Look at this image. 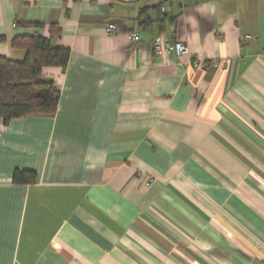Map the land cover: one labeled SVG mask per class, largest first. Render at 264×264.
Returning <instances> with one entry per match:
<instances>
[{
	"label": "crops",
	"instance_id": "0c3cea01",
	"mask_svg": "<svg viewBox=\"0 0 264 264\" xmlns=\"http://www.w3.org/2000/svg\"><path fill=\"white\" fill-rule=\"evenodd\" d=\"M18 36L69 59L54 115L0 125V264H264V0H0Z\"/></svg>",
	"mask_w": 264,
	"mask_h": 264
},
{
	"label": "trees",
	"instance_id": "16d2710c",
	"mask_svg": "<svg viewBox=\"0 0 264 264\" xmlns=\"http://www.w3.org/2000/svg\"><path fill=\"white\" fill-rule=\"evenodd\" d=\"M15 50L25 52L23 61L0 56V125L32 115L52 116L59 105L60 92L52 78H45L46 67L65 69L69 51L52 46L50 39L18 36L12 41ZM36 174L16 171L14 182H34Z\"/></svg>",
	"mask_w": 264,
	"mask_h": 264
},
{
	"label": "built area",
	"instance_id": "2783aa9c",
	"mask_svg": "<svg viewBox=\"0 0 264 264\" xmlns=\"http://www.w3.org/2000/svg\"><path fill=\"white\" fill-rule=\"evenodd\" d=\"M117 31V26L115 25H108L106 27V33L107 34H113ZM129 39L132 42H137L139 41L140 37L136 32H132L129 35ZM251 37L248 36L247 40H250ZM153 50L156 54H161V53H171L174 52L177 54V56H187L191 58V51H190V47L185 44L184 42L181 41H174L171 42L169 40H166L165 38H157L154 43H153ZM193 59V58H191ZM192 66H194L195 68H200V67H204L205 64L202 62H199L198 60H192L191 61ZM215 66H218L217 64H215ZM144 181L146 183V185H150L151 180L150 179H145Z\"/></svg>",
	"mask_w": 264,
	"mask_h": 264
},
{
	"label": "rangeland",
	"instance_id": "374dc122",
	"mask_svg": "<svg viewBox=\"0 0 264 264\" xmlns=\"http://www.w3.org/2000/svg\"><path fill=\"white\" fill-rule=\"evenodd\" d=\"M16 61V60H15Z\"/></svg>",
	"mask_w": 264,
	"mask_h": 264
}]
</instances>
